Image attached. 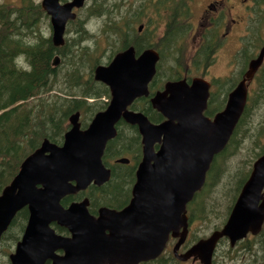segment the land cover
I'll use <instances>...</instances> for the list:
<instances>
[{"label": "water", "instance_id": "obj_1", "mask_svg": "<svg viewBox=\"0 0 264 264\" xmlns=\"http://www.w3.org/2000/svg\"><path fill=\"white\" fill-rule=\"evenodd\" d=\"M85 1L41 0L50 18L53 46L63 45L66 22L76 17L72 10ZM134 54L133 47H128L108 64L94 68L93 78L109 88L107 107L96 112L85 129H80L79 113L72 114L61 145L44 138L2 189L0 237L19 210H28L22 237L9 254L11 264H138L155 259L170 235L178 238L172 249L178 260L212 264L220 238L234 245L248 233L259 232L264 220V152L254 161L224 225L178 253L187 234L186 205L201 189L214 155L223 150L243 112L247 81L260 65L264 47L228 94L224 109L212 119L203 114L209 87L205 80L166 82L150 98L152 107L165 118L158 123L127 109L135 98L148 95L147 84L158 60L151 48ZM58 62L56 55L52 65ZM120 119L136 125L142 144L129 202L119 210L100 207L97 216L88 212L87 198L63 207L60 201L65 196L86 189L91 182L99 186L108 181L110 170L101 156ZM51 223L67 229L69 236L55 233Z\"/></svg>", "mask_w": 264, "mask_h": 264}, {"label": "trees", "instance_id": "obj_2", "mask_svg": "<svg viewBox=\"0 0 264 264\" xmlns=\"http://www.w3.org/2000/svg\"><path fill=\"white\" fill-rule=\"evenodd\" d=\"M191 1L139 0L136 3L129 0L126 6V2L122 0H91L92 3L90 2L86 9L89 16L103 19L102 40L111 47L110 57L130 45L136 52L146 47H154L160 51L166 46L165 50L161 51L167 50L172 59L180 61L184 59L185 47L182 44L181 47L172 45L183 39L184 34L193 26ZM135 3L136 5L132 6ZM144 9H148L153 15L142 12ZM45 17L40 4L33 0H20L17 4L0 3V192L17 173L22 160L43 138L55 143L62 141L63 133L68 128L69 114L79 110L85 116H92L104 107L100 98L109 96L107 87L92 78L93 67L99 63V55L102 52L99 46L100 38L94 39L92 49L81 44L87 38V29L85 22L78 19L72 22L74 35L69 39L70 42L67 38L63 46L54 47L49 34L45 36L40 28L41 19ZM142 22L145 23L144 29L142 33H138L135 24ZM160 24L167 30L163 37L165 45L162 47L158 46L160 43L156 40ZM171 32H175L177 36L174 37L173 44L169 42L172 38ZM212 44L215 45L212 39L205 37L199 53L204 51L206 57L210 55L214 50ZM55 54L61 58V64L58 66L51 63ZM206 57L202 56L201 62L205 63L208 60ZM257 82L261 84V80ZM55 87L64 95H48ZM87 98L94 101L88 103ZM211 103L210 101V106ZM250 106H246L225 149L214 157L204 188L190 203L192 206L189 208V220L197 216V202L203 195H208L206 192L220 171V165L223 163L221 161L235 151L238 144L236 135L250 112ZM138 109L151 121L158 122L162 119L146 99ZM212 113V109H207V115ZM122 125L126 129L119 127L116 137L106 145V163L108 158L128 154L133 148L139 153V137H135L134 128L123 123ZM123 132H127L125 136ZM111 170V178L100 187L92 186L90 194L94 197L100 196L99 201L109 207L120 208L130 197L135 169L129 165H114ZM244 179H240L242 181L238 186L242 185ZM71 198L66 197L62 203H68ZM98 199L94 198L93 202L96 203ZM201 212L202 209L200 214ZM27 216L25 208L17 212L0 241H18ZM259 244L264 247L263 241H259ZM245 248L251 249V246ZM167 258L169 261L166 260L165 254H162L151 262L141 264H179L171 256Z\"/></svg>", "mask_w": 264, "mask_h": 264}, {"label": "rangeland", "instance_id": "obj_3", "mask_svg": "<svg viewBox=\"0 0 264 264\" xmlns=\"http://www.w3.org/2000/svg\"><path fill=\"white\" fill-rule=\"evenodd\" d=\"M20 0H0V3H12L17 4ZM36 3H40L41 0H33ZM126 2V6L129 0H122ZM138 2L139 0H130ZM91 2L87 3V5ZM93 2V1H92ZM91 2V3H92ZM90 3V4H91ZM136 3L132 6H135ZM89 4V5H90ZM204 0H192L191 8L193 14V21H199V14L202 10ZM89 12L86 7L78 11V17L85 22L87 29L86 37L90 34H93V38L85 39L81 44L88 46L90 49L93 48L94 38H100V61L101 63H106L108 60L107 56L110 53V45H106L105 41L102 40V18L89 16ZM145 13L148 15H153L149 13L148 9H145ZM136 25V24H135ZM258 29L263 31L264 35V22L258 24ZM74 24L69 23L66 27L65 37L71 39L74 35L73 31ZM40 28L43 31V34L46 36L49 34V24L46 18L41 19ZM193 30V29H192ZM147 37V35H146ZM195 35L191 34L188 41L189 48H186L183 51V55L186 54V57L193 51L191 46L195 44ZM88 42H91L90 44ZM237 43L226 42L224 45L217 50L214 56V64L210 67V72L208 75L212 82L210 101L216 104L217 109L220 110L224 107L226 95L230 91L229 85L235 83L236 80H226L223 79V82L217 79L219 76H225L224 74L228 73V61L230 62L233 59L234 51ZM187 46V47H188ZM104 48V49H103ZM103 49V50H102ZM189 49V50H187ZM98 52V51H97ZM96 52V53H97ZM191 61V60H190ZM171 62V57L169 56L168 51L164 53V57L161 61L162 71L165 70L167 63ZM230 64H233L230 62ZM238 68L241 66L237 65ZM62 70V68H61ZM191 72V71H190ZM194 74L190 73L189 75ZM163 75V73H162ZM215 78V80L212 78ZM162 78L165 76H161ZM221 79V78H220ZM61 86V85H60ZM233 87V86H232ZM54 93L63 95L61 91H58L57 87L52 89L48 95H53ZM250 93L252 100L250 102V112L245 118L244 123L240 126L239 131L236 135L237 146L234 151V154H231L225 160H222L223 165H220V171L215 177L212 185L209 186L207 191L208 195L204 201V211L200 214L201 206L197 209V216L190 221V232L188 235V240H196L201 237H206L209 233L220 227L227 218L228 212L230 211L231 204H233L234 196L237 193V188L240 179L246 177L248 172L251 169L253 161L257 158L258 152H260L262 145L264 144V86H259L258 84H252L250 87ZM101 99L106 102L109 98L101 97ZM88 102H92V99H88ZM83 118V117H82ZM81 121V118H80ZM127 132H124L125 136ZM128 135V134H127ZM230 207V208H229ZM18 231L17 228H15ZM264 243V232L258 236L248 235L243 241L239 242L235 248L231 250L228 249L229 245L227 241L220 242L218 247L215 250L213 255V264H264V247H261V243ZM187 243L186 245H189ZM14 243L10 241L2 240L0 241V264H6L8 261V255L14 249ZM173 242H170L166 251L165 257L166 260L171 253V247ZM245 246H251V249L245 248ZM172 262V261H170ZM179 264H199L198 262H191L190 260L184 263Z\"/></svg>", "mask_w": 264, "mask_h": 264}, {"label": "flooded vegetation", "instance_id": "obj_4", "mask_svg": "<svg viewBox=\"0 0 264 264\" xmlns=\"http://www.w3.org/2000/svg\"><path fill=\"white\" fill-rule=\"evenodd\" d=\"M257 4H258V0H204L202 11L199 16L200 20L199 21L196 20L193 26H191L193 27V30L190 29L186 34H184L183 39L180 40L178 38L179 41L175 44H173L174 43L173 39L174 37L177 36H175V32L174 34L171 32L172 38L169 40V42H171V44H173L172 46L174 47H181V44L183 45L184 43L185 46H188L190 35L191 34L195 35L196 37L195 44L192 45L194 50L192 52L191 57H193L195 62L197 63V71H196L197 73L194 72L195 75L193 76H200L203 78L208 76V70L210 64L208 63V61H206L205 63L201 62V59H203L202 56L206 57V55L204 51L199 53V46L202 43V41L205 40V37L211 38L212 42H215L216 46L214 48V51L212 52L213 55L220 47L224 45L225 41L231 43H237L239 47L242 49L243 46L249 45V42L247 41V38L249 36L252 35L258 36L259 34L258 31L255 28L250 27V25L256 22L257 18L259 17L257 14ZM142 12L145 13V9L142 10ZM142 31L141 32L137 31V32L142 33ZM166 31L167 30L163 24H160L159 27L157 28L156 40L159 41L160 47L165 45L163 43V37ZM206 58L210 59V55H208ZM235 60H238L240 62L244 60L243 55L241 54V50L238 53V55L235 56ZM233 65H235V63ZM174 68H175L174 69L175 72L178 73L175 75V77L186 78V79L189 77H193L191 76L192 74L191 75L189 74L193 73V71L195 70V69L193 70L191 69V72L188 73L187 66L182 67L179 64L175 65ZM243 72H244L243 69L239 70V74L242 75ZM257 73L255 77L257 76ZM137 155L138 153L135 155L134 160H137ZM130 167H132V169L133 168L135 169L136 165ZM87 191L88 190L84 192H80L82 198L86 197L85 193ZM91 196L92 193L90 194V197ZM82 198L79 197V200H81ZM90 202L91 199H89V204ZM93 211L94 210L91 209V212Z\"/></svg>", "mask_w": 264, "mask_h": 264}, {"label": "clouds", "instance_id": "obj_5", "mask_svg": "<svg viewBox=\"0 0 264 264\" xmlns=\"http://www.w3.org/2000/svg\"><path fill=\"white\" fill-rule=\"evenodd\" d=\"M89 44L91 43V42H88Z\"/></svg>", "mask_w": 264, "mask_h": 264}]
</instances>
